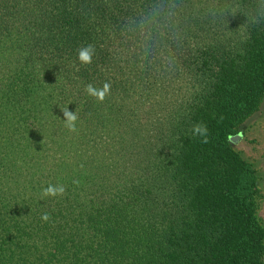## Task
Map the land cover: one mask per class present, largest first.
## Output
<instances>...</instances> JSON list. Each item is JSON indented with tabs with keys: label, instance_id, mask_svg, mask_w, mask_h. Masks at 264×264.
<instances>
[{
	"label": "trees",
	"instance_id": "trees-1",
	"mask_svg": "<svg viewBox=\"0 0 264 264\" xmlns=\"http://www.w3.org/2000/svg\"><path fill=\"white\" fill-rule=\"evenodd\" d=\"M263 96L264 0H0V264H263Z\"/></svg>",
	"mask_w": 264,
	"mask_h": 264
},
{
	"label": "rangeland",
	"instance_id": "rangeland-1",
	"mask_svg": "<svg viewBox=\"0 0 264 264\" xmlns=\"http://www.w3.org/2000/svg\"><path fill=\"white\" fill-rule=\"evenodd\" d=\"M228 143L254 170L258 192L256 213L264 229V96L258 110L241 123L238 132L228 138ZM262 261L264 264V255Z\"/></svg>",
	"mask_w": 264,
	"mask_h": 264
},
{
	"label": "clouds",
	"instance_id": "clouds-1",
	"mask_svg": "<svg viewBox=\"0 0 264 264\" xmlns=\"http://www.w3.org/2000/svg\"><path fill=\"white\" fill-rule=\"evenodd\" d=\"M94 52V48L91 45H88L85 48L79 50L78 59L83 64H90L92 62V54ZM110 84L105 83L102 90H97L93 88L91 84L87 85L86 91L89 95L97 98L98 101H103L105 99L106 94L109 93ZM64 117L67 120V127L71 131H75L74 121L76 120V116L74 113H71L67 110H64ZM192 132L194 135H200L203 137L202 143L208 142V129L204 124H196L193 126ZM73 183H79L78 181H73ZM65 192V188L62 185H49L46 189H44V195L46 196H58L63 195ZM50 219L49 213H44L41 216V220L47 222Z\"/></svg>",
	"mask_w": 264,
	"mask_h": 264
}]
</instances>
